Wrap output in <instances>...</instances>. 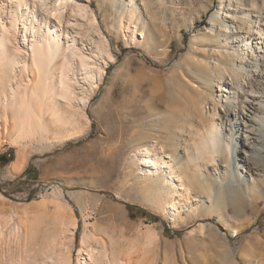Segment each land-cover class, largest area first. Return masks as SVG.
I'll list each match as a JSON object with an SVG mask.
<instances>
[{
    "label": "rangeland",
    "instance_id": "obj_1",
    "mask_svg": "<svg viewBox=\"0 0 264 264\" xmlns=\"http://www.w3.org/2000/svg\"><path fill=\"white\" fill-rule=\"evenodd\" d=\"M83 3L99 33L91 16L85 29L107 41L114 62L76 139H20L13 119L0 118V158L11 160L0 159V216L60 234L59 251L72 264L91 234L98 242L90 244L132 264H264V114L254 110L264 108V0H133L134 16L124 0ZM250 83L263 103L254 102ZM191 103L200 116L190 115ZM239 106L245 119H234ZM212 121L228 163L219 153L211 164L197 160ZM143 140L149 148L165 143L189 177L212 187L194 191L199 217L172 220L169 202L139 174L134 155ZM0 250L6 259L10 248Z\"/></svg>",
    "mask_w": 264,
    "mask_h": 264
},
{
    "label": "bare ground",
    "instance_id": "obj_2",
    "mask_svg": "<svg viewBox=\"0 0 264 264\" xmlns=\"http://www.w3.org/2000/svg\"><path fill=\"white\" fill-rule=\"evenodd\" d=\"M132 3L133 0H124L131 15L136 13ZM91 11L83 0H0V118L8 122L13 119L18 138L35 134L49 140L52 134L60 137L66 133L63 137L68 141L84 133L81 119L87 116L86 107L106 76V66L114 62L107 41H97L91 34V29L96 30L94 35L99 33L98 21ZM90 18L93 28L86 30L83 22ZM259 32L262 34L263 30ZM231 76L234 85H239L237 75ZM250 84L254 102L263 103L257 96L261 92ZM196 105H191L193 115H190L198 117ZM254 110L264 114L263 107ZM243 111L241 107L236 110L234 119L239 120L241 115L245 119ZM250 122L255 124L254 120ZM237 124L238 121L234 129ZM217 125L218 121L210 122L205 135H200L197 160L211 164L219 153L223 163L229 162L226 152L217 146ZM164 145L156 142L149 148L143 140L134 155L140 165L139 174L165 204L169 202L173 221L184 215L197 218L201 200L194 191L208 194L212 187H204L196 175L189 177L187 164L176 162ZM238 199L234 197L236 206L241 202ZM58 224L66 222L61 220ZM77 227L76 223L73 230ZM52 234L33 221L28 224L18 221L15 214L0 216V248H10L8 257L1 259L0 264H72L71 258L59 251L65 245L59 239L60 234ZM90 240L97 241L92 234L82 239L79 251L82 261H77L78 264H132V260L111 254L107 246L90 244ZM13 247H20L22 253L25 248L24 254L18 255Z\"/></svg>",
    "mask_w": 264,
    "mask_h": 264
},
{
    "label": "trees",
    "instance_id": "obj_3",
    "mask_svg": "<svg viewBox=\"0 0 264 264\" xmlns=\"http://www.w3.org/2000/svg\"><path fill=\"white\" fill-rule=\"evenodd\" d=\"M0 159H2L3 160V162L4 163H8V162H10L11 160H9L6 156H1V158ZM131 209H139V208H136V207H131ZM141 210V209H140ZM142 211V213H143V215H147L146 213H145V211L144 210H141ZM152 217V216H151Z\"/></svg>",
    "mask_w": 264,
    "mask_h": 264
}]
</instances>
